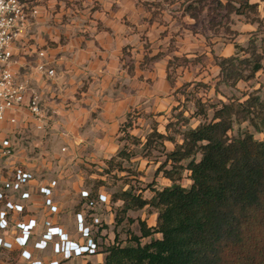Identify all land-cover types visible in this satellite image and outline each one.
I'll list each match as a JSON object with an SVG mask.
<instances>
[{"label":"crops","instance_id":"obj_1","mask_svg":"<svg viewBox=\"0 0 264 264\" xmlns=\"http://www.w3.org/2000/svg\"><path fill=\"white\" fill-rule=\"evenodd\" d=\"M182 2L26 0L27 22L13 43L11 69L26 81L27 91L22 106L0 121L7 132L4 137L0 134V143L8 142L14 151L20 135L25 143L43 147L48 158L58 159L56 167H68L70 173L65 179L57 174L34 182L29 164L13 168L10 185L0 186V264H104L109 222H113L105 218L106 197L100 195L95 214L90 212L92 201L88 206L77 201H86L89 194L81 189L84 173L71 175L73 159L69 158L78 141L79 152L87 150L86 161L110 160L123 149L106 154L110 130L123 128L128 119L132 127L127 129H132L138 117L154 116L171 105L170 94L181 68L172 85L168 61L179 57V52L188 56L189 40L194 37L189 29L207 12L194 20L183 14ZM251 2L259 3L262 12L264 0ZM237 32L234 43L245 37L248 41L251 30ZM39 52H44L43 58ZM158 53L161 57L152 60ZM42 61L54 70L53 77L36 69ZM33 94L39 97V116L27 107ZM61 145H67L68 152L61 151ZM48 164L44 162L45 167ZM21 173L25 181L18 180ZM39 188L48 193H40ZM52 230L60 234L49 236ZM94 244V250H86Z\"/></svg>","mask_w":264,"mask_h":264},{"label":"trees","instance_id":"obj_2","mask_svg":"<svg viewBox=\"0 0 264 264\" xmlns=\"http://www.w3.org/2000/svg\"><path fill=\"white\" fill-rule=\"evenodd\" d=\"M258 7L259 3L251 0H183V14L194 20L207 10L209 27L215 33L219 24L214 20L221 11L258 26L246 46L234 43V54H213L219 69L216 83L211 87L200 82L202 87L213 88L217 94L220 85L236 88L264 71V37H258V32L264 34V7L262 12ZM160 57L158 53L151 59ZM187 61L188 65L198 62L186 55L168 61L167 78L172 85L177 70L187 66ZM240 93V97L215 103L192 96L196 110L189 117L203 120L197 127L183 128L189 122L180 110L169 118L164 132L153 127L144 143L133 140L147 155L164 149L165 142L172 145L156 171L169 185L153 188L150 199L134 194L132 186L113 196V202H121L116 225L122 221L120 214L128 217L129 211L146 206L155 209L157 216L152 227L139 222L140 234L130 235L127 245L116 240L109 245L104 264H264V85ZM243 124L246 127L234 134L235 126ZM126 127H132L131 120L123 124ZM130 156L123 148L106 163L120 169L116 160ZM185 173L191 181L189 187L182 185ZM156 234L160 237L154 238ZM146 238L149 240L142 243Z\"/></svg>","mask_w":264,"mask_h":264},{"label":"rangeland","instance_id":"obj_3","mask_svg":"<svg viewBox=\"0 0 264 264\" xmlns=\"http://www.w3.org/2000/svg\"><path fill=\"white\" fill-rule=\"evenodd\" d=\"M174 7H176V5ZM207 15L208 12L204 13L196 24L192 25L193 27L189 29L193 32L194 37L189 40L190 44L188 46L190 50L186 52L188 54L187 58H196L198 62L195 65H188L189 62L187 61V66L183 68V71L181 72V69H179L178 74H181V76L177 77L172 87V92L170 94L172 98L171 105H168L165 110L160 112L161 114L157 113L150 117H138L132 129H127V127H120L119 129V126H117L116 129L108 132V148L106 151L108 156L114 155L122 148L129 150L132 154L129 159L116 160V162H120V169L117 166L113 168L109 166L106 163V160L109 158L98 160L96 163L86 161L84 155H86L87 150L85 149L79 152V146L82 143L78 141L74 143L75 151L74 154L71 155L72 157L69 158L71 160L73 159L72 164H69V166L74 168L71 175L74 176V174L79 172L84 173L85 177L81 189L86 190L89 194L86 201L80 200L79 198H77V201L82 204H87V206L89 201H92L94 205L89 206L90 212L95 214L97 213L95 208L101 205L100 195L106 197V202H104L106 206L105 218L109 221H113H110L111 223L109 222V227L107 226L110 236V239L107 240V245H111L115 240L121 245H127L130 235L140 234L139 222H145L147 226H154L157 216L155 209L146 206L140 210L129 211L127 213L128 217L120 214L122 221L120 224L116 225V210L121 205V202H113L112 198L114 195L132 186L134 194H141L143 198L150 199L153 195V188L162 189L164 186L169 185V181L162 177L161 173H156V171L158 166L165 159L164 153L170 151L172 145L166 142L164 149H154L151 151L150 155H147V151L144 150L141 145L134 143L133 140L140 139L144 141L153 127L164 132V125L167 122V117L180 110L183 111V116L186 117L189 122L183 128L197 127L203 120L200 117H189L196 110L192 96H194V98L201 97L203 101L205 99L210 100L211 103H215L219 100L226 102L227 98L231 96L240 97V91H252L259 88L261 84L264 85V71L258 72L256 77L248 83H239L236 88L220 85L219 93L217 94H215L213 88L209 90L200 85V82H203L213 87L216 83L215 76L218 69L214 65L213 54L217 56H228L235 53L233 47L235 35L229 33L227 29L231 32L242 30L245 33H249L251 30V32L255 33L258 27L257 24L252 26L246 24L243 17H237L233 14L225 16L224 11H221L219 12V16L214 20V23L219 24L216 27L218 31L215 33L214 30L209 27L210 18H207ZM196 34H198V36H195ZM258 37H264V34L260 31L258 32ZM242 39V41L238 39V42L246 46V37ZM178 55H185V53L179 52ZM182 63H184V61H182ZM191 82L193 83L189 86H181L183 83ZM151 124H156L157 126H152ZM245 127V124L239 127L235 126L234 134H236L239 129L241 130ZM250 130H252V128H250ZM78 133L79 132L76 131L74 132L76 136ZM0 134L4 137L7 135V132H5L3 128H0ZM126 135L129 136L127 140L125 139ZM2 136H0V139L3 138ZM255 137L259 139L261 135L255 134ZM17 139L18 145L13 147L14 151H12L11 155L8 157H0V186H4L3 184H6V186L10 185V178H12V170L14 167L19 165L27 166V164L30 165L29 169L35 176L34 182L44 179L51 180L56 177L57 174H61L64 179L67 178L64 176L70 173L67 172L68 167H56L58 166V159L48 158L43 147L32 146L25 143L20 135H17ZM177 139L179 140L180 138L177 137ZM1 146H3L2 141L0 143V148ZM60 149L61 151L62 149L68 150L67 145H61ZM80 156H82V158ZM21 158H23V160ZM45 161L50 162L46 167L44 166ZM65 162L69 161L67 160ZM116 162H114V164ZM73 163L75 164L73 165ZM186 176L185 173L182 185L189 187L191 181ZM154 237H158V235ZM148 240V238L143 239L142 243Z\"/></svg>","mask_w":264,"mask_h":264},{"label":"built area","instance_id":"obj_4","mask_svg":"<svg viewBox=\"0 0 264 264\" xmlns=\"http://www.w3.org/2000/svg\"><path fill=\"white\" fill-rule=\"evenodd\" d=\"M36 12L35 9L31 10L32 14ZM27 16L28 9L26 0H0V121L5 119L7 112L16 110L22 106L23 98L27 91L26 81L17 78L11 69L13 43L24 29ZM39 56L43 58L44 52H39ZM36 69L46 76H54V70L47 67L45 61L37 64ZM27 107L33 115H40L41 108L38 95H32ZM2 145L0 148V157L10 156L13 151L12 147L8 142L4 141ZM18 176V180H26V176L23 173ZM39 192L45 194L48 193V190L46 188H39ZM3 223L5 225V221ZM53 233H59V231L52 230L49 236ZM61 236L64 238L63 235ZM69 245L70 248L72 247V250H77L78 248L77 246ZM94 249L95 244L91 245V247H86L88 251Z\"/></svg>","mask_w":264,"mask_h":264}]
</instances>
